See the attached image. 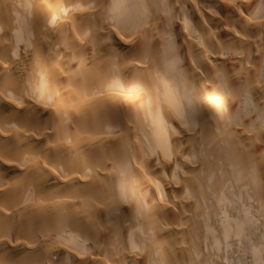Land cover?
Listing matches in <instances>:
<instances>
[{"label":"bare ground","instance_id":"bare-ground-1","mask_svg":"<svg viewBox=\"0 0 264 264\" xmlns=\"http://www.w3.org/2000/svg\"><path fill=\"white\" fill-rule=\"evenodd\" d=\"M0 264H264V0H0Z\"/></svg>","mask_w":264,"mask_h":264}]
</instances>
